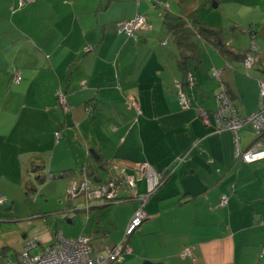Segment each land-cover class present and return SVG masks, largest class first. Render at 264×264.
<instances>
[{
    "label": "crops",
    "instance_id": "crops-1",
    "mask_svg": "<svg viewBox=\"0 0 264 264\" xmlns=\"http://www.w3.org/2000/svg\"><path fill=\"white\" fill-rule=\"evenodd\" d=\"M21 1L0 0V199L9 203L5 210L0 205V264L17 261L28 237L38 241L32 254L48 247L57 232L70 238L62 222L75 226L77 215L86 230L93 228L86 236L93 257L106 256L121 242L137 202L110 205L115 207L104 227L100 211L107 204L94 202L87 212L70 204L46 212L37 196L64 198L79 181L82 164L102 181L111 162L128 175L141 163L168 171L144 207L147 219L127 241L123 262L111 264H264V160L237 163L232 134L201 119L202 112L216 110L222 85L239 117L264 109V0L214 1L216 9L232 4L252 12L224 16L228 23L220 25L199 22L219 31L221 42L194 37L199 61L186 76L171 35L157 19L168 15L170 3L163 16L150 18L149 0ZM192 11L169 16L186 19ZM137 15L147 29L136 40L118 34L119 25ZM193 27L187 23L196 33ZM251 33L258 51L255 66L245 72ZM1 70L17 74L19 84ZM213 70L221 72L219 81ZM177 84L191 102L187 110L179 104ZM59 92L70 114L58 104ZM254 141L251 129L243 128L240 149ZM145 190L146 183L138 182L137 193ZM55 215L64 219H56L52 230L49 217ZM186 249L190 256L182 257Z\"/></svg>",
    "mask_w": 264,
    "mask_h": 264
},
{
    "label": "built area",
    "instance_id": "built-area-1",
    "mask_svg": "<svg viewBox=\"0 0 264 264\" xmlns=\"http://www.w3.org/2000/svg\"><path fill=\"white\" fill-rule=\"evenodd\" d=\"M34 0H26L31 3ZM142 0H136L137 4ZM153 6L158 3L154 0ZM21 2V5H24ZM147 29L146 19L137 15L132 21L119 25L118 34L126 38L136 40V34ZM165 44H163L164 46ZM92 48L87 47L86 52H91ZM257 45L254 36L251 38L249 52L243 58L244 69L249 71L256 64L255 55L257 54ZM221 72L212 71V78L219 81ZM15 84H19L20 77L17 74L12 75ZM187 83L192 86L191 76H187ZM84 87V83H82ZM177 98L183 110L191 106L190 100L183 92L182 85H176ZM59 106L64 113L70 114L71 107L67 104L65 95L62 92L56 94ZM264 98V82L259 83V99ZM86 112L91 113L92 107L86 106ZM140 114L139 111H137ZM201 119L205 125H213L215 131H228L232 134L234 142V159L240 164H253L264 160V109L260 108L256 113L248 117L238 116L226 88L222 85L221 91L216 96V110L212 114L201 113ZM249 127L255 137L253 144L246 150L239 147V134L243 128ZM56 141L61 139L60 134H55ZM88 156V154L86 155ZM107 176L102 181L89 173L86 164H82L79 169L80 179L70 185L67 190V197L70 202L81 201L88 211L89 205L94 202H100L107 205L121 204L128 201L137 202V209L128 223L121 242L112 248L106 250V256L93 257V248L88 238L79 237L70 239L57 232L53 236L52 243L44 248L39 254H32L38 241L34 237H28L23 241L22 250L17 261L3 260L1 264H111L122 263L124 254L128 252V239L140 228L147 219L144 207L155 191L162 185L168 176L167 170L157 171L147 163L137 164L134 167V174L128 175L125 169L118 162H111L107 165ZM146 183V190L143 194L137 193L138 182ZM227 197H221L220 204L225 205ZM2 200L0 199V205ZM190 256L189 249H186L182 257Z\"/></svg>",
    "mask_w": 264,
    "mask_h": 264
},
{
    "label": "rangeland",
    "instance_id": "rangeland-1",
    "mask_svg": "<svg viewBox=\"0 0 264 264\" xmlns=\"http://www.w3.org/2000/svg\"><path fill=\"white\" fill-rule=\"evenodd\" d=\"M156 3H158L157 7H154L152 5V9L151 11L146 12V15L148 17H157V14L160 16L164 15V12L168 11V5L169 3L171 4V9L167 12L168 15L169 14H176L177 16L182 15V16H187L189 14V12H191L192 10L195 12L196 15H198V20L201 23H207V24H213V25H220L223 24L225 22L228 23V21H225V19L223 18L224 16H236V15H243L244 13H251L252 9L246 8L244 10H242V8H240L238 5H232V4H223L221 5V7H219L218 9H213L212 5L214 3V1L216 0H154ZM225 1V0H224ZM181 2V4H180ZM151 8V7H150ZM157 10V11H156ZM192 11V12H193ZM157 19L160 20V24L163 22V17L162 18H158ZM245 70V69H244ZM2 72L4 71L6 73L5 70H1ZM250 71V70H249ZM245 72H248L247 70H245ZM13 71H8L6 73V76H8V78H11L12 80V74ZM3 74V73H1ZM4 76L2 75L0 77V80L3 78ZM12 83V81H11ZM1 85V83H0ZM4 94V91H2V95ZM24 119L22 120V125L24 123ZM10 125L11 123H7V125ZM34 141V140H33ZM37 144V143H35ZM51 176H49L50 178ZM48 199H43L38 197V206L40 208H42L43 210H47L46 212H53L56 211L58 209H62L63 206L66 205H71L73 210H81L84 209L85 206L81 201H74V202H70L69 198L67 197V195H64V198H59L58 196H50L49 194H47ZM3 204L9 205V203L3 202ZM115 206H110L108 208L102 209L100 212L104 213L103 217H102V224L104 227H109V218H110V214L108 213V211H110L112 208H114ZM77 217L79 218L78 220V224L75 226H69L67 224V222H62V224L65 227V230L69 233L70 239H77L79 237H84L87 238V234L89 232H93V228L89 226V228L86 230V226L84 227L85 224V220L83 219L82 215H77ZM50 218V219H49ZM48 219L52 221V230L55 227V220L59 218L60 222L64 219L63 216L58 215V216H51ZM85 218V217H84ZM86 230V231H85ZM124 235V234H123ZM93 247V243L91 244ZM94 251V248H93ZM11 259H15V255L14 253H10Z\"/></svg>",
    "mask_w": 264,
    "mask_h": 264
},
{
    "label": "trees",
    "instance_id": "trees-1",
    "mask_svg": "<svg viewBox=\"0 0 264 264\" xmlns=\"http://www.w3.org/2000/svg\"><path fill=\"white\" fill-rule=\"evenodd\" d=\"M21 2H24V5L29 4L26 0ZM163 19V25L166 31L171 35L172 41L179 51L178 64L184 76L189 72L190 65H196L199 61L200 50L194 42V37L211 41L216 45L221 42L219 31L200 24L195 13L186 17V19L165 14ZM189 22L195 27L196 33L187 28V23ZM251 35L253 36V33H251ZM217 47L220 48L219 50L221 52H224L222 45H218Z\"/></svg>",
    "mask_w": 264,
    "mask_h": 264
},
{
    "label": "water",
    "instance_id": "water-1",
    "mask_svg": "<svg viewBox=\"0 0 264 264\" xmlns=\"http://www.w3.org/2000/svg\"><path fill=\"white\" fill-rule=\"evenodd\" d=\"M212 8H213V9H216V5L213 4V5H212ZM106 206H110V205H106ZM7 208H9V205H6V204H2V205H1V209L5 210V209H7Z\"/></svg>",
    "mask_w": 264,
    "mask_h": 264
}]
</instances>
